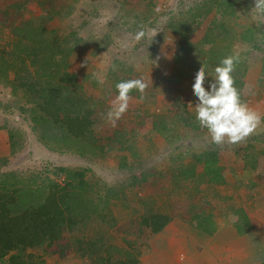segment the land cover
<instances>
[{
	"label": "rangeland",
	"instance_id": "1",
	"mask_svg": "<svg viewBox=\"0 0 264 264\" xmlns=\"http://www.w3.org/2000/svg\"><path fill=\"white\" fill-rule=\"evenodd\" d=\"M217 1L0 0V70L10 62L17 67L9 70L14 84L0 75V182L5 175L27 184L47 177L64 182L61 169L83 170L92 187L85 198L100 204L97 215L106 214L65 231L53 246L28 250L37 264H94L99 255L146 264L154 237L149 241L141 221L152 212L168 213L181 231L194 213L197 222L202 211L217 217L223 206L264 219V15L253 12L254 0H234L232 15L216 10ZM214 27L213 35L230 37L228 47L245 63V103L262 120L238 144L216 145L199 126L192 85L201 66L176 50L181 38L197 44ZM248 27L257 33L251 45L237 36ZM141 30L145 36L137 41ZM216 66L208 60L206 71L214 74ZM25 67L30 76L82 86L100 150L55 142L45 137L49 125L35 129L24 89L16 88V73ZM130 79L147 84L143 100L133 90L113 126L106 114L116 84ZM206 79L210 84L213 77ZM206 153L218 156L227 184L212 190L205 181L194 199L202 208H195L197 178L207 180L198 160Z\"/></svg>",
	"mask_w": 264,
	"mask_h": 264
},
{
	"label": "trees",
	"instance_id": "2",
	"mask_svg": "<svg viewBox=\"0 0 264 264\" xmlns=\"http://www.w3.org/2000/svg\"><path fill=\"white\" fill-rule=\"evenodd\" d=\"M237 4L238 2L234 0H219L215 9L232 15L238 7ZM242 29V32L237 35L242 37L241 41L248 45L255 43L256 30L250 27ZM215 30L216 27L212 28L197 44L181 38L177 43V53L192 59L199 66L202 64L207 66L208 60L210 63L219 65L218 58L233 55L228 47L232 40L228 36L217 38L218 35H213ZM222 42L228 44L221 46ZM237 57L239 60L232 76L235 81L234 86L240 91L241 99L245 103L243 93L247 68L245 63L240 61V57ZM15 67L14 63L10 62L8 69L0 70V75L4 76L2 80L6 84H14V80L11 81L9 77V70L15 71ZM23 72L28 75L24 76ZM16 74L18 83L16 88L24 89V99L31 105L32 120L36 130L40 131L44 128V124L49 125L51 129H49L50 132L45 129V137H53L55 142L58 141L65 146L66 144L75 145L79 149L77 151L95 152L101 149L100 144L93 137L94 131L91 127L93 109L89 106V98L84 94L81 85L65 86L63 81L55 82L48 78L33 77L30 76L27 67ZM63 80H68L67 75ZM205 83H207L205 88L208 90V79ZM57 130L63 133L59 134ZM198 161L204 166L205 171L201 175L207 177V180L197 178L195 186L197 194L191 197V201L195 202V208L198 206L202 208L201 203H198L200 199L194 201L202 191V184L206 181L208 188L214 190L215 186L225 185L227 181L223 173L224 169L219 165L218 156L206 153ZM60 171L66 176L64 182L47 177L41 179L40 184L35 180L27 184L24 179L13 181L9 175H5V180L0 182V264H37L27 253L28 250L53 246L65 231L72 232L79 224H90L92 219L106 216V214L95 213L100 208V204L85 198L92 189L85 180V171L65 169ZM22 184H26L27 187L24 189L21 187ZM177 185L179 188L183 186ZM205 194L208 195L207 192ZM201 214L195 222L196 213H194L192 222L190 220L188 223L198 231L211 235L216 229L215 216L206 211H202ZM171 219L168 213L152 212L145 215L141 224L143 231L150 234L149 241L165 232ZM96 257L98 260L94 261V264H140L131 256L127 259L103 255Z\"/></svg>",
	"mask_w": 264,
	"mask_h": 264
},
{
	"label": "clouds",
	"instance_id": "3",
	"mask_svg": "<svg viewBox=\"0 0 264 264\" xmlns=\"http://www.w3.org/2000/svg\"><path fill=\"white\" fill-rule=\"evenodd\" d=\"M253 12L264 15V0H254ZM144 36L145 32L141 30L135 34V39L139 41ZM238 60L239 58L234 55L221 59L214 69V74L208 73L206 65L202 64L195 74L192 85L193 94L198 98L194 107L196 121L207 131V136L216 145L225 142L229 144L244 142L255 133L262 122L261 116L242 101L240 91L234 86L232 73ZM206 75L213 77L208 90L204 86ZM146 88L147 84L142 79L118 82L116 84L118 95L111 102L106 114L108 122L115 126L127 112L133 90L141 94L142 102Z\"/></svg>",
	"mask_w": 264,
	"mask_h": 264
},
{
	"label": "crops",
	"instance_id": "4",
	"mask_svg": "<svg viewBox=\"0 0 264 264\" xmlns=\"http://www.w3.org/2000/svg\"><path fill=\"white\" fill-rule=\"evenodd\" d=\"M234 208L222 207L211 235L198 231L190 220L184 223L188 229L181 231L173 220L165 232L152 239L153 251L145 263L264 264V219L253 218L244 208Z\"/></svg>",
	"mask_w": 264,
	"mask_h": 264
}]
</instances>
